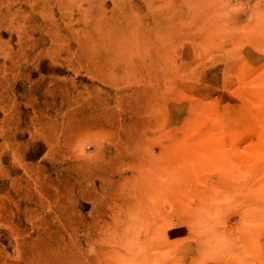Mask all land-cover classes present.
Returning a JSON list of instances; mask_svg holds the SVG:
<instances>
[{"label": "rangeland", "instance_id": "rangeland-1", "mask_svg": "<svg viewBox=\"0 0 264 264\" xmlns=\"http://www.w3.org/2000/svg\"><path fill=\"white\" fill-rule=\"evenodd\" d=\"M0 264H264V0H0Z\"/></svg>", "mask_w": 264, "mask_h": 264}]
</instances>
